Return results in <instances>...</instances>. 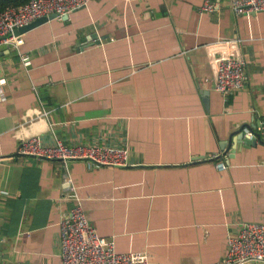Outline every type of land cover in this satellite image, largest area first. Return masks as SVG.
<instances>
[{"label": "crops", "instance_id": "0c3cea01", "mask_svg": "<svg viewBox=\"0 0 264 264\" xmlns=\"http://www.w3.org/2000/svg\"><path fill=\"white\" fill-rule=\"evenodd\" d=\"M231 1L90 0L25 32L27 72L0 47V264H61L58 223L77 201L117 253L149 264L217 263L242 224L264 223V11L237 16ZM230 39L241 41L246 79L223 98L203 49ZM61 91L67 105L26 123L39 98L49 105ZM246 126L254 146L231 141ZM34 134L124 148L129 165L18 155Z\"/></svg>", "mask_w": 264, "mask_h": 264}, {"label": "built area", "instance_id": "2783aa9c", "mask_svg": "<svg viewBox=\"0 0 264 264\" xmlns=\"http://www.w3.org/2000/svg\"><path fill=\"white\" fill-rule=\"evenodd\" d=\"M90 0H30L18 7L0 13V47L16 51L22 68L27 72L29 59L19 51L24 45V34L15 31L28 26L34 20L55 14L59 17L77 12ZM232 11L237 16H250L264 11V0H232ZM202 11L212 10L205 2ZM241 41L224 40L204 46L206 63L210 71V82L214 91L227 98L242 89L245 83V60L240 53ZM31 90L39 95L37 87L29 78ZM47 81L42 89H48ZM5 80L0 78V103L7 100L4 91ZM50 103L45 105L38 99V106L24 115L26 123L33 125L43 121L56 108L69 102L63 91L48 96ZM29 118V119H27ZM22 125V124H20ZM258 130L264 137V121ZM258 134V133H257ZM247 139H254L256 131L252 127L243 128ZM17 154L38 159L83 160L88 169L95 167L125 168L129 165L128 153L124 148L103 146H65L59 139L54 145H44L41 138L34 134L21 138ZM74 190V189H72ZM74 199H77L74 196ZM60 233L61 264H149L142 252L117 253L114 243L101 237L90 225L80 203L65 212L58 223ZM214 264H264V223H244L235 237L228 240L225 257Z\"/></svg>", "mask_w": 264, "mask_h": 264}, {"label": "water", "instance_id": "95a60500", "mask_svg": "<svg viewBox=\"0 0 264 264\" xmlns=\"http://www.w3.org/2000/svg\"><path fill=\"white\" fill-rule=\"evenodd\" d=\"M67 17H68L67 15H64V16H61V19L66 20ZM56 18H58V16L55 15V14L49 15L47 17L38 18V19L34 20L28 26L16 30L15 33L16 34L25 33L28 30H31V29L35 28L36 26H39V25H41V24H43L45 22L54 20ZM252 128L254 129L255 127L252 126ZM259 140H260V136L258 134H256L255 138L252 139V140H248V139L244 138L243 135L237 136V138L235 140L231 139V141H233L234 143H237L238 145H243V146H246V147L254 146L256 144V142L259 141Z\"/></svg>", "mask_w": 264, "mask_h": 264}, {"label": "trees", "instance_id": "16d2710c", "mask_svg": "<svg viewBox=\"0 0 264 264\" xmlns=\"http://www.w3.org/2000/svg\"><path fill=\"white\" fill-rule=\"evenodd\" d=\"M29 1L30 0H0V13L8 8L18 7Z\"/></svg>", "mask_w": 264, "mask_h": 264}]
</instances>
